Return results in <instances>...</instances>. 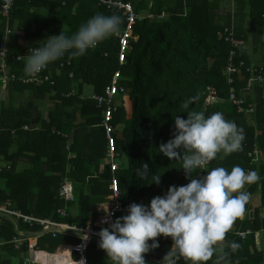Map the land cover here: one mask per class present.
I'll return each instance as SVG.
<instances>
[{"label":"trees","instance_id":"trees-1","mask_svg":"<svg viewBox=\"0 0 264 264\" xmlns=\"http://www.w3.org/2000/svg\"><path fill=\"white\" fill-rule=\"evenodd\" d=\"M122 1L133 4L140 15L133 26L138 38L131 40L123 59L120 40L113 36L82 56L66 53L42 70L40 79L29 83L23 79L31 77L24 72L31 46L49 35H71L97 12L118 13L117 9L103 0H69L66 4L63 0H15L9 21L0 12V45L8 23L12 32L7 62L10 72L17 75L16 80L9 81L7 95L1 99L0 67V203H10V210L36 219L51 217L78 226L90 222L101 230L106 225L101 223L105 218L97 210L100 203L121 201L119 217L133 202L147 205L153 197L165 194L170 185L187 184L189 180L180 169L182 161L170 160L159 147L172 138L175 116L187 118L183 103L194 97L190 110L203 111L206 116L220 111L244 131L241 149L229 155L219 153L206 172L215 167L231 170L239 165L260 175L257 182L242 189L249 193L245 210L216 245L228 252L222 264H264V158L256 163L250 155L256 151L264 154V84L255 85L256 98L244 97L247 104L256 101L251 122L229 100L230 85L223 73L230 51L236 48V63H245L244 83L236 78L235 84L241 95L242 85L251 78L247 67L264 63V0ZM119 15L123 18L122 31L126 17ZM249 22L253 25L251 34L246 30ZM226 27L233 29L231 41L226 40ZM246 43H251L259 60L248 54ZM18 55L23 58L18 60ZM117 76V84L126 88V95L111 119L116 128L111 155L103 124L108 106L100 107L93 95L104 94ZM208 87L217 91V101L209 105ZM43 102L52 105L44 110ZM120 125L123 128L117 129ZM141 163H147L152 173L162 174L159 185L137 180L134 170ZM201 170H195L192 176ZM66 180L73 183L74 200L66 201L59 195ZM258 191L261 205L254 207L251 196ZM59 209H66V215H61ZM40 229L39 223L30 227L21 219L0 213V264H23L28 241L17 248L14 238L29 236L20 235V230ZM247 230L252 232L246 237L237 233ZM156 239L160 246L144 254L148 264H154L151 251L162 256L172 245L170 237ZM78 241L73 235L54 237L46 233L39 237L38 247L54 252L60 245ZM233 241L240 245L234 251L227 247ZM62 256L67 259L68 254ZM89 258L92 264H113L106 253L98 263L90 253ZM215 260L214 254L204 264H215ZM180 262L191 264L184 258Z\"/></svg>","mask_w":264,"mask_h":264},{"label":"clouds","instance_id":"clouds-1","mask_svg":"<svg viewBox=\"0 0 264 264\" xmlns=\"http://www.w3.org/2000/svg\"><path fill=\"white\" fill-rule=\"evenodd\" d=\"M122 24L119 14L97 12L71 35L60 32L47 36L29 48L25 74L37 76L66 53L74 57L84 55L105 39L119 35ZM194 100L189 98L183 103L187 118L175 116L172 138L159 147L160 153L170 160L182 161L180 169L189 182L170 185L165 194L153 197L147 205L129 204L126 214L99 231L98 246L113 264H148L144 254L160 246L156 239L159 236L172 240L160 264H178L181 258L191 264H204L214 254L215 264H222L228 256L224 246L217 248L216 245L224 240L234 220L245 210L249 193L242 189L246 184L257 182L260 175L235 165L231 170L215 167L204 176H192L219 153L229 155L240 150L244 139L243 129L235 121L225 119L222 112L206 116L203 111L190 110ZM134 175L148 185H159L162 176L158 171L152 173L147 163L136 167ZM100 208L106 216L101 223H109L114 214L108 202ZM227 247L234 251L240 245L233 241ZM78 264L85 261L81 259Z\"/></svg>","mask_w":264,"mask_h":264},{"label":"built area","instance_id":"built-area-1","mask_svg":"<svg viewBox=\"0 0 264 264\" xmlns=\"http://www.w3.org/2000/svg\"><path fill=\"white\" fill-rule=\"evenodd\" d=\"M69 0H63V4H66ZM15 0H0L1 5V14L7 17V21H9L10 12L12 10V7L14 5ZM103 2L108 5L115 7L117 9L116 14L121 13L126 17V27L120 31V34L117 35V37L120 40L121 45V58H124V55L127 51L131 48V40L137 39V36H134L133 34V26L136 23V20L140 17V15L136 12L134 9L133 4L130 2H124L122 0H103ZM227 35L226 40L231 41V37H233L234 32L233 29H229L226 27L225 29ZM12 32L11 28L9 27V24L7 23V28L5 31L4 40L0 45V50H4L3 53H0V67L2 71L1 79L3 81L2 85V92H1V99L5 98L6 96V87L9 81H14L17 79V75L13 72H10V67L7 62V43H8V37L10 33ZM33 47V46H31ZM237 55L236 48L232 49L229 54V59L226 67L224 68V75L226 76L227 83L230 85L229 87V100L234 103L238 109L239 112L245 113L247 117L252 121V114L255 111V105L253 103H246V99L244 96L238 94L236 89V78L244 77L243 74V68L245 66L244 61H239V63H236L235 56ZM23 57L21 55L17 56L18 60H21ZM63 66V63H62ZM246 71L251 74V78L249 79L250 84L259 83L264 84V63H260L259 65H251L248 66ZM41 78V75L38 74L37 76H31V77H25L23 81L25 83L29 82H36L38 79ZM119 77L117 76L114 79V82L112 85H109L106 88V91L104 94H94L93 97L98 100V105L100 107L107 105V109L104 111L105 118L103 121V124L106 128V136L108 138V145L110 154H114L113 149V143H112V136L116 132V128L111 123V119L113 118V112L117 110L116 105V95L121 94L125 91V88L122 86H119L117 84ZM53 83V81H51ZM217 101V91L213 87H208V95L206 97V104L209 105L213 102ZM25 128H28V126H25ZM250 155L253 157L254 161H260L262 153L259 151H256L255 154L250 153ZM211 163H207L202 170L200 171V176H204L207 174L206 168ZM115 167V164L113 165ZM3 164L0 162V172L2 171ZM10 168V165L8 166ZM60 197L65 199L66 201L74 200V187L73 183L69 180H66L62 183L60 188ZM7 204H1L0 203V213L7 214L9 216H14L18 220H22L24 223L28 224L30 227H33L35 224L39 223L41 226V229L37 232H26L20 230V235L25 236L27 233H29L27 238L24 237H15L14 241L16 243V247H21L25 240L28 241V253L31 256L29 260V264H78V261L83 259L85 261V264H92L90 258H89V249L90 246L93 244V241L95 239L99 240V231L100 229L94 227L90 222L86 226H78L76 224H70V223H63L58 222L54 220L51 217L47 218H40L36 219L34 216L24 215L22 212L18 210H10L8 208ZM107 202L100 203L97 206V210L101 212V217L106 218L105 212L100 208V206L106 207ZM108 208L109 210L114 214L110 221H114L115 218H117V212L121 210L122 208V202L119 200H113L108 202ZM59 213L61 215H66V209H59ZM252 231H239L237 232L238 235L242 237H246L248 234H250ZM51 233L54 237L58 234H68L73 235L75 237H78V242L76 243H67L64 244L63 247H60L57 249L56 252H47L42 251L38 247V240L39 237L46 234ZM82 236H86L87 239H82ZM39 253H46L45 261H43L42 257ZM61 253H67L68 257L67 259H64L63 256L60 257ZM151 260L154 262V264H160V261H162L164 255H157L156 252L151 251ZM59 259H64V262H59ZM178 264H182L180 260L178 261Z\"/></svg>","mask_w":264,"mask_h":264},{"label":"crops","instance_id":"crops-1","mask_svg":"<svg viewBox=\"0 0 264 264\" xmlns=\"http://www.w3.org/2000/svg\"><path fill=\"white\" fill-rule=\"evenodd\" d=\"M252 29H253V25H252V23L251 22H249V23H246V30L251 34V32H252ZM42 41V40H41ZM245 50L248 52V54H250V55H252L253 56V58H257V56H255L254 54H253V48H252V46H251V43H246L245 44ZM261 50V49H260ZM262 51H263V49H262ZM258 60H259V57L257 58ZM245 78L244 77H241L240 79H239V82L240 83H244V80ZM259 84V83H258ZM255 85H257V83H252V84H250L248 81H247V83L245 82V85L243 84L242 85V87H241V91H242V96H244L245 98L247 97V98H251V99H254V98H256V96H258V94H257V90H256V87L257 86H255ZM7 95V94H6ZM5 95V96H6ZM16 103L18 104L19 103V101H16ZM253 104H255L256 103V101H253L252 102ZM264 158V154H262L261 155V160ZM254 162H259V161H254ZM70 181V180H69ZM251 199H252V205L255 207V206H259V205H261V192L260 191H258V192H256L255 194H253L252 196H251ZM261 215L264 217V212L261 210ZM67 244V243H66ZM220 244H222V243H220ZM64 246V244L63 245H60L58 248H60V247H63ZM57 248V249H58ZM57 249L54 251V252H56L57 251ZM40 256L42 257V259H43V261H45V256L46 255H44L43 253H41L40 254ZM30 258H31V256L29 255V253L26 255V256H24V260H23V264H29V260H30ZM16 263V262H15ZM14 263V264H15Z\"/></svg>","mask_w":264,"mask_h":264},{"label":"rangeland","instance_id":"rangeland-1","mask_svg":"<svg viewBox=\"0 0 264 264\" xmlns=\"http://www.w3.org/2000/svg\"><path fill=\"white\" fill-rule=\"evenodd\" d=\"M233 8L235 9V7L231 5L232 10H233ZM124 95H126V94H124ZM124 95L123 94H117L116 95V105H121ZM126 99H127V97H126ZM23 101H25L24 96H23ZM42 104H43V109L46 110V107L51 106L52 102H45V103L43 102ZM131 109H132V107L130 106V111H131ZM123 126L120 125L117 127V129H120L121 127L123 128ZM118 163H120L119 160H117V164ZM256 163H259V162H256ZM262 211L264 212V208H262ZM100 215H101V212H100ZM110 223H111V221L109 220V223H102V224H104V225H106V227H108ZM98 245H99V240L95 239L93 241V244H92L91 249L89 251L90 255L92 256L93 259L96 260V262H97V260H101L104 257V253H105V251L100 249Z\"/></svg>","mask_w":264,"mask_h":264}]
</instances>
